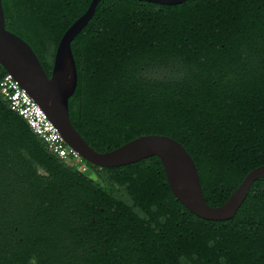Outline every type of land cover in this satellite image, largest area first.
<instances>
[{
  "label": "trees",
  "instance_id": "1",
  "mask_svg": "<svg viewBox=\"0 0 264 264\" xmlns=\"http://www.w3.org/2000/svg\"><path fill=\"white\" fill-rule=\"evenodd\" d=\"M89 1L0 0L4 28L49 75ZM70 50L68 117L95 151L171 137L212 207L264 164V0H98ZM81 161L94 178L51 155L0 97V264H264V178L212 221L174 198L156 156Z\"/></svg>",
  "mask_w": 264,
  "mask_h": 264
},
{
  "label": "water",
  "instance_id": "2",
  "mask_svg": "<svg viewBox=\"0 0 264 264\" xmlns=\"http://www.w3.org/2000/svg\"><path fill=\"white\" fill-rule=\"evenodd\" d=\"M143 1L175 5L184 0ZM97 2L98 0H90L85 11L61 34L53 51L49 75L45 74L29 45L4 28L0 2V66L42 110L66 145L84 161L98 167H117L156 156L171 194L188 212L204 220L222 221L231 218L244 200L251 183L264 178V164L249 170L226 200L212 207L202 197L191 157L173 138L144 134L114 149L98 152L72 126L68 117L67 100L76 85V70L70 42L86 25Z\"/></svg>",
  "mask_w": 264,
  "mask_h": 264
},
{
  "label": "built area",
  "instance_id": "3",
  "mask_svg": "<svg viewBox=\"0 0 264 264\" xmlns=\"http://www.w3.org/2000/svg\"><path fill=\"white\" fill-rule=\"evenodd\" d=\"M0 97L11 111L25 121L32 133L40 139L44 148L51 155L61 161L71 163L80 172L85 173L84 163L74 161L75 159L81 160L78 154L66 145L42 110L8 73H4L0 77Z\"/></svg>",
  "mask_w": 264,
  "mask_h": 264
},
{
  "label": "rangeland",
  "instance_id": "4",
  "mask_svg": "<svg viewBox=\"0 0 264 264\" xmlns=\"http://www.w3.org/2000/svg\"><path fill=\"white\" fill-rule=\"evenodd\" d=\"M81 159V158H80ZM76 163H80L81 162V160H79V159H75L74 160ZM85 174H87V175H89V176H91V177H93L94 178V175L89 171V170H87V168H86V170H85Z\"/></svg>",
  "mask_w": 264,
  "mask_h": 264
}]
</instances>
